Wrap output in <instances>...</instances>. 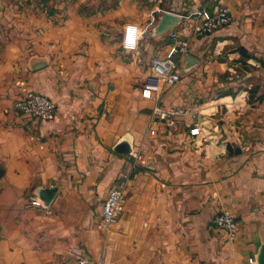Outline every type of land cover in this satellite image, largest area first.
Masks as SVG:
<instances>
[{
	"label": "crops",
	"instance_id": "0c3cea01",
	"mask_svg": "<svg viewBox=\"0 0 264 264\" xmlns=\"http://www.w3.org/2000/svg\"><path fill=\"white\" fill-rule=\"evenodd\" d=\"M221 6L235 20L194 33L198 12ZM163 12L183 18L179 30L198 62L166 88L152 64L172 41L145 37ZM126 25L139 28L129 50ZM33 56L49 65L31 71ZM261 58L264 0H0V264L256 262L264 244ZM28 92L52 99L55 119L18 112L14 103ZM158 105L180 111L175 127L153 117ZM126 137L142 157L136 169L114 150ZM45 188L57 189L49 206L40 202ZM114 189L125 199L111 230L103 204ZM224 211L238 221L235 237L209 229Z\"/></svg>",
	"mask_w": 264,
	"mask_h": 264
},
{
	"label": "built area",
	"instance_id": "2783aa9c",
	"mask_svg": "<svg viewBox=\"0 0 264 264\" xmlns=\"http://www.w3.org/2000/svg\"><path fill=\"white\" fill-rule=\"evenodd\" d=\"M235 20V15L230 7L221 6L217 10L210 11L203 8L196 15L197 24L194 27V33L198 35H211L216 31L230 25ZM172 44L167 55L162 59H157L152 64V73L159 80L163 88L175 85L182 79L181 62L185 55L189 53L191 39L184 35L182 31H173L168 34ZM145 98L153 97L151 91L144 90ZM14 108L23 115L36 118L43 121H51L56 117L57 105L49 97L37 92H28L17 99ZM180 115L179 110H164L159 105L154 108L153 117L158 120L168 121L169 127L177 125V117ZM201 132L199 127L191 130L192 136H197ZM152 135L155 131L151 132ZM132 157L134 161L133 168H137V164L142 160L138 153H134ZM124 194L121 189H114L110 192L103 204V223L108 229L114 225L119 214L122 211L124 203ZM42 206L41 203H36ZM210 230H223L230 237H235L239 229L238 221L232 212L224 211L217 214L209 224ZM251 264H255L254 259H250ZM80 264H88L86 260H81Z\"/></svg>",
	"mask_w": 264,
	"mask_h": 264
},
{
	"label": "water",
	"instance_id": "95a60500",
	"mask_svg": "<svg viewBox=\"0 0 264 264\" xmlns=\"http://www.w3.org/2000/svg\"><path fill=\"white\" fill-rule=\"evenodd\" d=\"M183 22V18L179 15L163 12L159 16V21L156 25L152 26L149 31L145 34L147 38H156L170 34L173 31H178ZM261 62L264 64V58H261ZM49 65V59L47 57L33 56L29 62V69L31 71H39ZM198 65L197 60L191 55H185L184 65L181 68V76L188 75L192 70ZM116 152L132 156L135 152L133 150L132 142L129 137L123 139V141L114 149ZM237 152L240 153L241 150L237 149ZM152 163H150L151 165ZM43 190V191H42ZM40 191V201L43 206H49L53 201L57 189L56 188H45ZM111 230H115V224L110 227ZM257 264H264V244L261 246L259 253L256 258Z\"/></svg>",
	"mask_w": 264,
	"mask_h": 264
},
{
	"label": "clouds",
	"instance_id": "9594fccd",
	"mask_svg": "<svg viewBox=\"0 0 264 264\" xmlns=\"http://www.w3.org/2000/svg\"><path fill=\"white\" fill-rule=\"evenodd\" d=\"M131 33H138L139 34V28L137 25H126L125 26V40H124L125 50H129L130 48L134 47V44L131 43L129 40V35Z\"/></svg>",
	"mask_w": 264,
	"mask_h": 264
},
{
	"label": "trees",
	"instance_id": "16d2710c",
	"mask_svg": "<svg viewBox=\"0 0 264 264\" xmlns=\"http://www.w3.org/2000/svg\"><path fill=\"white\" fill-rule=\"evenodd\" d=\"M261 62V61H260ZM262 63V62H261ZM262 65L264 66V64L262 63Z\"/></svg>",
	"mask_w": 264,
	"mask_h": 264
}]
</instances>
